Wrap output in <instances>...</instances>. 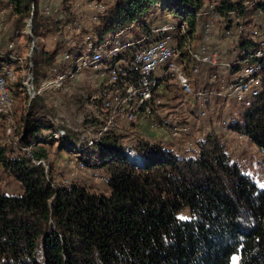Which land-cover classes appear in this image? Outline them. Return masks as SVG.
Segmentation results:
<instances>
[{
  "label": "trees",
  "instance_id": "trees-1",
  "mask_svg": "<svg viewBox=\"0 0 264 264\" xmlns=\"http://www.w3.org/2000/svg\"><path fill=\"white\" fill-rule=\"evenodd\" d=\"M204 2L112 0L90 19L89 28L75 19L70 21L76 33L81 29L85 36L81 35L84 41L79 42V47L61 43L62 52L69 54L65 61L90 55L93 47L105 43L107 34L115 38L124 32L131 33L132 39L142 38L118 57L129 54L162 37L151 33V28L167 20L185 24L183 34L177 32L178 28L167 31L179 48L186 33L192 32L201 7L206 9ZM207 2L227 28L232 18L236 19V26H248L255 13L264 19V0ZM0 8H8L11 28L17 32L27 33L30 21L35 86L53 75L54 65L66 67L59 58L62 52H58V45L49 49L38 40L52 28L60 30L61 18L49 21L39 0H0ZM63 8L68 11V4ZM164 12L172 19L153 22V16H149ZM255 25L264 29L261 23ZM235 45L239 53L232 58L233 73L240 67L238 60L249 56L258 42L243 36ZM1 53L6 56L0 57V70L2 66L15 65L12 47L0 50ZM101 61L112 63L106 57ZM216 68L212 65L209 71L215 73ZM199 71L204 70L197 68ZM10 89L13 99L23 93V110L13 133L20 144L30 146L31 156L25 150L5 155L0 148V165L22 188L17 194L0 192V264H232L234 253L238 255L237 264H264V187L228 161L214 131L197 139L195 152L187 155L161 141L136 136L129 141L143 162L133 166L138 163L133 158L134 163H128L122 132L108 129L87 145L61 122L57 124L39 112L40 93L26 104L21 81L12 83ZM228 128L244 133L264 155V72L258 92L250 104L240 107L237 119ZM58 129H64V133L54 138L52 133ZM55 140L59 147L74 151L82 165L104 167L107 191L95 192L73 180L68 185H55L43 165L32 161L44 160L48 150L43 144ZM183 206H187L190 215L178 219L175 213Z\"/></svg>",
  "mask_w": 264,
  "mask_h": 264
},
{
  "label": "rangeland",
  "instance_id": "rangeland-1",
  "mask_svg": "<svg viewBox=\"0 0 264 264\" xmlns=\"http://www.w3.org/2000/svg\"><path fill=\"white\" fill-rule=\"evenodd\" d=\"M204 1V3H209L207 2L208 0ZM110 2H112V0H69L65 3L61 0H39V6L43 11V15L47 16L49 21L61 18L60 30L57 31L52 28L49 31H46L38 39L39 42H41L45 48L49 49L58 45L57 48L59 53L63 50L61 43H63V45L65 44V46L75 45L79 47V42L84 41V38H81V35L85 36V34H83L81 29L76 33V29L72 26L71 20L75 19L76 23L79 22L82 26L89 28V21L95 17L96 12H100V5L106 6ZM66 3L69 6L68 11L63 8V5ZM207 4H205L206 9L204 5L201 7L192 32L186 33L184 40L181 37L183 40L182 46L179 48L177 47L178 49H176L174 57L175 61L179 64V67H181V69L190 77L191 86H200L208 81L212 83L214 75H216L219 80L229 79L231 74L233 75L234 66L229 69L224 65L225 67L216 68L214 71L215 73H213L212 71H209V67L212 66L209 63L204 64L208 71L203 64L197 63L198 70L204 71L189 72L186 70L187 68L189 69V67H186L187 64L190 65L186 53L187 47L198 49L200 46L204 45V50L209 54L216 53L214 57L215 61L224 62L228 61L229 58L232 60L234 56L238 55V48L235 44L240 37L248 36L258 42L257 39L264 35L263 32H260L262 29H257V26L255 25L256 23H261V25L264 26L262 14H253L251 23L254 22L255 24L252 26L251 23L249 24L250 26H244L242 23L239 25L237 24L236 26V19L232 18L231 26L227 28L225 26V21L221 19V16L215 15L210 10L211 5ZM162 13L159 15L150 13L149 16H153V22L172 19L169 17V14H166L165 12L164 14ZM0 21L5 25L2 40L0 42V49L5 50L12 47V50L17 57H23V55L30 52L29 44L33 40L30 35L31 32H17L11 28V18L8 8H0ZM168 22L171 23L174 21L167 20L157 25ZM204 22H209L211 27L210 32L207 34V41H205V33H203ZM25 27L26 25L24 28ZM84 31L85 33L89 32L87 29H84ZM26 34L29 36L28 38L26 37ZM131 38V33L129 32H124L115 38L110 36V34H107L103 40L105 43L102 42L104 47H101V49L105 50L111 44L123 43L128 39L131 40ZM170 43L177 46L174 40H170ZM87 45L90 47V42H87ZM64 52L65 51L61 53V57ZM105 53L106 52H104V54ZM5 56L6 54H0V57ZM76 58L77 56H74V59L71 60V62L67 60L66 64H69L70 67L81 65L82 62L80 60L77 61ZM110 64L109 61H106L98 63L93 67L82 66L76 68L77 70L74 72L66 74L61 87L57 88L49 86L43 88L39 95V101L41 104L39 112L42 113L43 116L48 115L57 124H60L61 122L63 126H65L64 128H68L70 132L78 135L79 140L84 134H86V137H89L88 129L93 127L95 128V131H97L100 126L104 124L105 111L102 109V98H99V89L104 83V78H108L107 69ZM61 67H63V69L66 68L65 64ZM46 69L47 68H45V70ZM262 71H264V61L263 67L259 70V73ZM160 74L161 71L159 68L154 70L155 76ZM41 78L43 77L40 76L39 79ZM215 83L216 82H213V84ZM36 84L37 86H35L34 83L32 86L38 88L42 85V82L39 80ZM222 84L224 85V83ZM162 89L164 90L162 91ZM157 90L161 92L160 95L164 96L166 99H171L172 105H169L168 103L165 104L167 108H173V112H178L179 114H192L190 111L188 112V110L183 112V107H188L189 100L191 99L185 100L189 96L184 95L179 89L165 85L164 87L159 86ZM22 94L23 93L20 92V94L14 96L13 123L15 127L19 123V116L23 110L24 101H22ZM232 97V95L229 97H223L221 102L218 98H214L208 109H203L205 116H200L201 110L199 107V115H188V118L180 117L175 120V115H168L167 118L170 119V122L169 125L165 127L167 131L164 130V127L161 125V120L157 113L143 114V117H140L137 111L135 121L129 122L125 119H116L113 129L125 134L123 139L126 141V145H132L129 140L137 136L149 140H158L165 143V145H171V147L181 155L187 141L194 143L193 150L187 153L193 154L196 149L195 141L203 136L201 133L213 130L223 143V148L228 154V161L235 163L243 173L251 176L258 186L264 187V155L262 150H260L259 147L241 131L228 127L223 129L221 126L222 120L229 122L230 117L233 116V111L238 107L240 108V105L237 104ZM26 104H28V101ZM195 108L197 109V106H195ZM179 114L177 116H179ZM145 115L148 116L145 117ZM194 119L201 121L202 125L194 124ZM0 122L2 123L0 125V148L3 150L1 152L10 156L18 152H23V150L17 146V143L15 145L13 142L14 136H16L13 131L5 134L2 128L3 122L1 119ZM174 123L177 125L184 123L188 124L190 126L189 136H172L168 127L172 126ZM196 128L202 129V131L197 130ZM172 139L178 140V143L176 144L174 140V142H171ZM43 145L48 150L47 157L43 160L47 165L46 169L44 168V171L47 172L51 181L55 185H68L69 182L73 180L85 184L90 190L95 192L107 191V186L104 181L107 173L104 167H87L82 165L76 158L75 152L67 150L64 147H59L57 140L53 142L48 141ZM21 189L20 182L4 171L0 165V192L17 194L21 192ZM175 215L178 219H183L189 217L190 212L187 206H183L176 211ZM237 258L238 255L236 253L232 254L230 258L231 263L237 264Z\"/></svg>",
  "mask_w": 264,
  "mask_h": 264
},
{
  "label": "bare ground",
  "instance_id": "bare-ground-1",
  "mask_svg": "<svg viewBox=\"0 0 264 264\" xmlns=\"http://www.w3.org/2000/svg\"><path fill=\"white\" fill-rule=\"evenodd\" d=\"M100 11L104 8L103 5H100ZM178 28V33L183 34L185 32V24L181 23L176 25L174 22L164 23L161 25H156L151 28V33L162 34V37L159 39L150 41L148 44L142 46L141 48L136 49L135 51L125 54L124 56L118 57V54L125 50L127 47L133 45L136 42L142 40L132 39L127 40L123 43L111 44L105 50L101 49L104 47H93L92 53L84 54L82 57H77L76 60L82 62L81 65H75L70 67L66 64L65 69H60L57 65H54L51 68V75L47 80L42 82V85L38 88H35L33 85V76L31 73V55L28 52L26 55L16 56L15 65L2 66L0 70V82L1 90L7 93V102L4 99H0V119L3 122L2 128L5 134L14 131L13 123V96L11 93L10 86L16 81H21V88L25 90L27 95L28 103L29 100L35 95L39 94L38 89H43L46 87H61L63 81L66 77V74L72 73L76 68L82 66H91L101 63L103 58H108L112 60V63L107 69V77L110 78L114 75H121V77H115L113 81L110 82V89L112 90L109 93V97H102V109L103 105H109L110 101H113L110 105V111H105V120L104 124L95 131V128L91 127L88 129L89 137H86V134L82 135V138L79 141H84L85 144L89 145L98 138L100 134L108 129H113L116 119H125L129 121V117H122L124 115H131L133 113H139L140 117H143V114H152L153 112L158 114V106H152L150 103L155 101H165L167 100L164 96L160 95L161 92L157 90L162 83V87L165 85L173 86L179 89L184 95L189 96L185 100L192 99L193 102L200 101L201 104L205 105V102L211 100L214 97H229L232 95L233 99L240 107L247 106L250 104L252 97L258 92L261 85V76L264 71L259 73V70L263 67L264 61V35L260 36L258 41V46L256 49L249 55L244 58V60H238L239 69L234 74L233 81H231L226 87H220L217 89H204V88H194L191 86L190 77L179 67V64L175 61V54L177 46L170 43V36L167 31L174 30ZM210 24L206 22L204 24L205 41L207 34L210 32ZM5 25L0 21V42L2 40V34L4 32ZM264 33V29L262 30ZM144 38V36H143ZM205 46H200L198 49H192L187 47L186 53L188 56V61L190 62L189 69L190 71H196L197 63L215 65L217 68H231L233 66V61H215V58L210 56L207 51L204 50ZM1 50V49H0ZM104 52H106L104 54ZM170 53H172L170 55ZM216 54V53H214ZM137 55H148L149 63L148 64H136ZM27 57V59H25ZM258 58L259 61L251 62L249 58ZM69 58V54L64 52L62 57L60 55V60L64 62ZM263 59V61H262ZM66 62V61H65ZM215 63V64H214ZM124 64H127L124 65ZM188 65V64H187ZM159 68L161 71L160 75L155 76L154 70ZM169 79V80H166ZM168 83V84H167ZM125 84V85H124ZM164 85V86H163ZM164 90V89H162ZM147 92V93H145ZM143 97V98H142ZM142 98V99H141ZM141 99V100H140ZM169 104V103H168ZM100 105V106H101ZM166 107V106H165ZM238 107L233 111V116L230 117L229 122L222 120L221 124L224 127L234 122L238 117ZM161 120V125L164 127V130L167 131L165 127L169 125L170 119L161 117L158 115ZM200 116H205V112L202 109L200 111ZM170 129V134L174 137L180 135H188L190 133V126L188 124H176L168 127ZM118 131V130H117ZM64 129H58L52 133L54 138H58L63 135ZM14 144L21 149L25 150L29 156V147L19 143L18 136H14ZM189 145H192L191 150L194 148V143L187 141L183 148V155H187L188 152L184 149ZM125 156L128 163L132 165L134 163L132 158L138 163V166L143 162L142 156L135 150L132 145H126L124 150ZM34 163H41L44 167L43 161L41 159H32Z\"/></svg>",
  "mask_w": 264,
  "mask_h": 264
},
{
  "label": "built area",
  "instance_id": "built-area-1",
  "mask_svg": "<svg viewBox=\"0 0 264 264\" xmlns=\"http://www.w3.org/2000/svg\"><path fill=\"white\" fill-rule=\"evenodd\" d=\"M202 46H204V45H202ZM171 54L172 53H170V55ZM209 55L212 56V57H215V54H209ZM148 63H149L148 55H137L136 64H148ZM124 65L127 66V64H124ZM115 77H121V75H114V76H111L110 78H104V83L101 85V87L99 89V98L109 97V93L112 90H117V89H110V82L113 81L115 79ZM166 80H169V79L166 78ZM163 81L160 83V86L161 87H162ZM41 90L42 89H38V93H41L40 92ZM145 93H147V92H145ZM0 99H4L7 102V93H5L4 91L1 90V82H0ZM112 102L113 101H110V104L109 105H103V111H110V105H111ZM150 105H152V106H158V115H160L161 117H164V118H167L168 115H175V120L177 118H180V117H188V116H185V115H183L181 113H180L181 114L180 115L178 112H173V108H167V107H165V101H155L153 103H150ZM137 113H142V112H137ZM177 113L179 114V116H177L178 115ZM146 116H148V115H145V117ZM122 117H129V122H133L136 119L135 118L136 117V112L133 113V114H131V115H124V114H122ZM1 124L2 123L0 122V125ZM196 129L202 131V129H199V128H196ZM188 136H189V134H188ZM191 147H192V145H189L188 144V146L184 149V151L190 152L191 151ZM43 164H44V168L46 169L47 165L44 163V161H43Z\"/></svg>",
  "mask_w": 264,
  "mask_h": 264
},
{
  "label": "crops",
  "instance_id": "crops-1",
  "mask_svg": "<svg viewBox=\"0 0 264 264\" xmlns=\"http://www.w3.org/2000/svg\"><path fill=\"white\" fill-rule=\"evenodd\" d=\"M205 23V22H204ZM241 59V58H240ZM239 59V60H240ZM228 61H232V60H228ZM202 64V63H201ZM204 65V64H203ZM188 67H189V65H188ZM186 70H188L189 72H191L190 71V69H186ZM234 74L235 73H233V75L231 74V76H230V78L229 79H226V80H224V79H221V80H219L218 78H217V76L216 75H214V78H213V82H216L215 84H213V82L211 83V82H204L202 85H200V86H193L194 88H204V89H217V88H220L221 86L222 87H226L231 81H233V78H234ZM222 83H224V85L222 84ZM165 98V97H164ZM214 98H218V100L221 102V100H222V98L221 97H214ZM214 98H212L211 100H208V101H206L205 102V105L204 104H201L200 103V101L198 100V101H196V102H193L192 101V99L191 100H189L190 102L188 103V107L187 106H184L183 107V112H185L186 110H188V112L190 111L192 114H185V113H183V115H185V116H195V115H199L198 113H199V110H198V107L200 108V110H202V109H204V108H207L208 109V107L211 105V101H213V99ZM166 99V98H165ZM167 100V103H169V105H172V101H171V99H166ZM195 106H197V109L195 108ZM210 110V109H209ZM213 110H214V107H213ZM187 113V112H186ZM186 118H188V117H186ZM193 120V119H192ZM194 124H197V125H200L202 122L201 121H198V120H196V119H194ZM202 125V124H201ZM221 126H222V124H221ZM214 127H216V126H214ZM222 128L223 129H225L226 127H224V126H222ZM213 131V130H212ZM202 135H204V133L202 132L201 133ZM161 139H163V138H161ZM167 140H169V139H167ZM174 139H172L171 140V142H174V141H176V140H174ZM170 142V143H171Z\"/></svg>",
  "mask_w": 264,
  "mask_h": 264
},
{
  "label": "water",
  "instance_id": "water-1",
  "mask_svg": "<svg viewBox=\"0 0 264 264\" xmlns=\"http://www.w3.org/2000/svg\"><path fill=\"white\" fill-rule=\"evenodd\" d=\"M28 31L31 32V25H30V21H29V27H28Z\"/></svg>",
  "mask_w": 264,
  "mask_h": 264
}]
</instances>
